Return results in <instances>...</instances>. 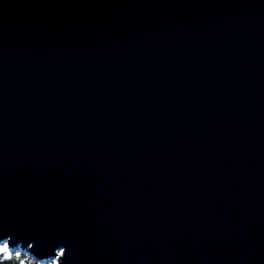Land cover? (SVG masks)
<instances>
[{
  "label": "water",
  "instance_id": "obj_1",
  "mask_svg": "<svg viewBox=\"0 0 264 264\" xmlns=\"http://www.w3.org/2000/svg\"><path fill=\"white\" fill-rule=\"evenodd\" d=\"M0 233L264 264V0H0Z\"/></svg>",
  "mask_w": 264,
  "mask_h": 264
},
{
  "label": "snow or ice",
  "instance_id": "obj_2",
  "mask_svg": "<svg viewBox=\"0 0 264 264\" xmlns=\"http://www.w3.org/2000/svg\"><path fill=\"white\" fill-rule=\"evenodd\" d=\"M63 254L64 249L62 248L56 253L57 256ZM0 264H35V262L19 251L14 252L11 249L10 240L0 233ZM51 264H59V262L54 259Z\"/></svg>",
  "mask_w": 264,
  "mask_h": 264
},
{
  "label": "trees",
  "instance_id": "obj_3",
  "mask_svg": "<svg viewBox=\"0 0 264 264\" xmlns=\"http://www.w3.org/2000/svg\"><path fill=\"white\" fill-rule=\"evenodd\" d=\"M11 249L15 252V251H19L21 252L23 255H26L27 257H29V259L33 260L35 262V264H51V262L53 260H36L34 259L31 255H29L27 252L21 250L20 248L18 247H11Z\"/></svg>",
  "mask_w": 264,
  "mask_h": 264
},
{
  "label": "rangeland",
  "instance_id": "obj_4",
  "mask_svg": "<svg viewBox=\"0 0 264 264\" xmlns=\"http://www.w3.org/2000/svg\"><path fill=\"white\" fill-rule=\"evenodd\" d=\"M19 248V247H18Z\"/></svg>",
  "mask_w": 264,
  "mask_h": 264
}]
</instances>
